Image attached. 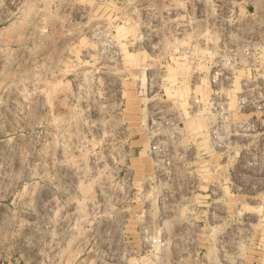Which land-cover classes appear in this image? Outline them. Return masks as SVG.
Returning <instances> with one entry per match:
<instances>
[{
	"label": "rangeland",
	"instance_id": "obj_1",
	"mask_svg": "<svg viewBox=\"0 0 264 264\" xmlns=\"http://www.w3.org/2000/svg\"><path fill=\"white\" fill-rule=\"evenodd\" d=\"M0 264H264V0H0Z\"/></svg>",
	"mask_w": 264,
	"mask_h": 264
}]
</instances>
